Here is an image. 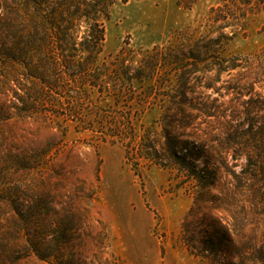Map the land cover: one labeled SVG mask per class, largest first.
<instances>
[{
  "label": "trees",
  "instance_id": "16d2710c",
  "mask_svg": "<svg viewBox=\"0 0 264 264\" xmlns=\"http://www.w3.org/2000/svg\"><path fill=\"white\" fill-rule=\"evenodd\" d=\"M117 1L0 0V124L39 116L57 124L50 126L60 128L66 138L71 121L96 146L122 145L128 160L167 166V156L197 187L182 222L190 252L207 264H264V114L251 118L246 112L240 123L237 111L226 115L212 111L208 102L158 92L172 80L187 83L202 63H209L204 72L216 70L220 76L238 70L242 77L228 88L231 93L252 92L244 78L250 85L264 83V49L246 56V62L228 52L249 15L264 9V0H222L210 8L204 34L195 29L175 44L151 50L123 47L102 57L106 22ZM197 1L179 3L191 7ZM163 62L168 70L161 68ZM155 106L164 109L161 118L150 126L139 124L142 114ZM218 129L221 138H215ZM218 139L219 149L211 145ZM58 145L44 154L19 153L11 161L19 170H31L36 158L42 162L55 156ZM222 148L233 158L246 159L240 172L225 165L229 179L224 182L217 158ZM20 185L5 199L20 215L21 225L29 224L19 233L31 236L29 188ZM55 245L60 262L64 244ZM22 246L34 251L43 242L27 238L10 250L3 246L0 254H13Z\"/></svg>",
  "mask_w": 264,
  "mask_h": 264
},
{
  "label": "rangeland",
  "instance_id": "374dc122",
  "mask_svg": "<svg viewBox=\"0 0 264 264\" xmlns=\"http://www.w3.org/2000/svg\"><path fill=\"white\" fill-rule=\"evenodd\" d=\"M221 1L199 0L186 7L180 0H118L106 22L102 57L123 47L151 50L175 44L195 29L204 34L210 8ZM262 49L264 9L249 15L228 52L246 62V56ZM165 63L161 65L164 71L168 70ZM207 64L202 63V69L191 74L187 83L172 80L158 90L159 94L186 96L202 105L208 102L212 111L223 110L226 115L237 111L240 123L246 112L251 118L264 114V83L250 85L244 78L243 84L252 92L231 93L228 88L242 77L238 70L220 76L216 70L204 72ZM163 111L160 106L149 109L139 124L152 125ZM9 123L0 124V248L10 250L27 238L43 242V247L29 251L22 246L13 254H0V264H207L190 252L182 232L197 187L167 156L163 155L167 166L147 159L128 160L122 145L104 142L96 146L95 140L78 131L71 121L66 123V138L57 124H48L39 116L14 118ZM214 124L219 126L215 120ZM161 129L157 127V132ZM217 131L215 138H221V130ZM54 143L59 144L55 156L42 162L36 158L31 170H19L11 161L19 153L44 154ZM211 145L221 148L219 139ZM222 150L217 158L224 182L229 179L225 165L240 172L246 159L239 155L233 158ZM19 185L29 188L25 193L31 200V236L19 233L20 227L29 224L21 225L20 215L5 199L6 193ZM57 242L64 244L60 262L55 259L59 255Z\"/></svg>",
  "mask_w": 264,
  "mask_h": 264
}]
</instances>
